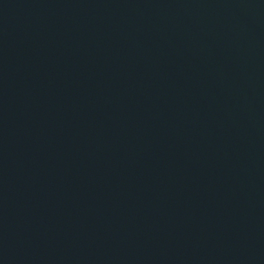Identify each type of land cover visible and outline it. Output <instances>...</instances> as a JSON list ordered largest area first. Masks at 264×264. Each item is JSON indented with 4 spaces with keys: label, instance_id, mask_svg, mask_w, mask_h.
<instances>
[{
    "label": "water",
    "instance_id": "water-1",
    "mask_svg": "<svg viewBox=\"0 0 264 264\" xmlns=\"http://www.w3.org/2000/svg\"><path fill=\"white\" fill-rule=\"evenodd\" d=\"M0 264H264V0H0Z\"/></svg>",
    "mask_w": 264,
    "mask_h": 264
}]
</instances>
